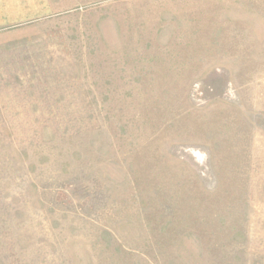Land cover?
I'll return each mask as SVG.
<instances>
[{
	"label": "rangeland",
	"instance_id": "rangeland-1",
	"mask_svg": "<svg viewBox=\"0 0 264 264\" xmlns=\"http://www.w3.org/2000/svg\"><path fill=\"white\" fill-rule=\"evenodd\" d=\"M0 264H264V0H0Z\"/></svg>",
	"mask_w": 264,
	"mask_h": 264
}]
</instances>
